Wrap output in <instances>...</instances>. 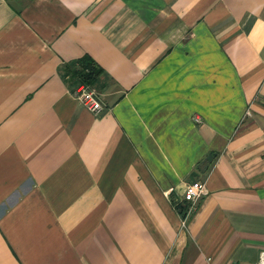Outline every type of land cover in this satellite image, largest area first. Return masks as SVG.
<instances>
[{"label": "crops", "instance_id": "obj_1", "mask_svg": "<svg viewBox=\"0 0 264 264\" xmlns=\"http://www.w3.org/2000/svg\"><path fill=\"white\" fill-rule=\"evenodd\" d=\"M86 56L99 113L66 73ZM261 250L264 0H0V264Z\"/></svg>", "mask_w": 264, "mask_h": 264}, {"label": "built area", "instance_id": "obj_2", "mask_svg": "<svg viewBox=\"0 0 264 264\" xmlns=\"http://www.w3.org/2000/svg\"><path fill=\"white\" fill-rule=\"evenodd\" d=\"M74 96L86 108L94 113H99L104 109L100 94L94 85L87 83H79L73 92ZM205 182L200 179L192 180L186 187L184 199L189 204L193 205L203 194ZM256 264H264V250H261Z\"/></svg>", "mask_w": 264, "mask_h": 264}, {"label": "trees", "instance_id": "obj_3", "mask_svg": "<svg viewBox=\"0 0 264 264\" xmlns=\"http://www.w3.org/2000/svg\"><path fill=\"white\" fill-rule=\"evenodd\" d=\"M102 71V68L96 63V61L89 56L82 58L77 67H66L67 75L75 76L78 78L79 83H87L91 85H95V82Z\"/></svg>", "mask_w": 264, "mask_h": 264}, {"label": "water", "instance_id": "obj_4", "mask_svg": "<svg viewBox=\"0 0 264 264\" xmlns=\"http://www.w3.org/2000/svg\"><path fill=\"white\" fill-rule=\"evenodd\" d=\"M215 153H210L207 158L203 161V164L205 165L204 168H202V171L205 172L208 169L209 164L212 162L213 158L215 157ZM196 173L192 174L191 178L192 180H195Z\"/></svg>", "mask_w": 264, "mask_h": 264}]
</instances>
